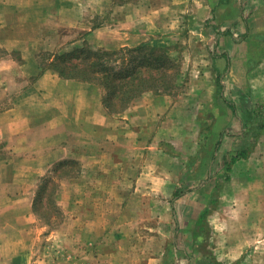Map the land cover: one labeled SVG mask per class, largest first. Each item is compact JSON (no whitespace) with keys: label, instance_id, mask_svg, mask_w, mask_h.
<instances>
[{"label":"rangeland","instance_id":"obj_1","mask_svg":"<svg viewBox=\"0 0 264 264\" xmlns=\"http://www.w3.org/2000/svg\"><path fill=\"white\" fill-rule=\"evenodd\" d=\"M41 4L49 6L53 12L50 27L45 32L42 31V36L49 39L50 50L38 54L37 60L41 69L52 63L55 55L71 52L69 54L72 58L80 56V53L72 51L83 48L86 43L93 52H112L132 47L135 49L142 45L152 47L156 49L152 51L154 53H135L134 55L143 58L133 65L137 68L141 66L139 69L143 75L150 74L153 71L146 66L149 67L151 62L154 64L156 61H151V58L161 59L163 65L159 69L169 86L165 84L167 86L164 87L163 83H159L161 86L156 92L169 93L174 108L168 113L163 110L157 113L156 105L151 104L153 109L149 115H145L142 107L138 108L137 120L142 119L148 123L147 129L140 133V137L135 131V134L130 133L128 137L118 141L116 147L107 146L100 161L94 158L99 154L97 139L111 140L114 136L112 131L103 126L94 129L89 124L90 120L89 123L84 120L87 128L73 132V147L81 145V135L90 137L86 152L92 153L89 154L92 160L87 163L88 169L115 170L121 173L120 176L116 174L117 176L110 178L90 176L87 181L84 179L83 182H76L72 186L74 202L79 200L83 205L81 211L77 212L78 223L73 227L65 225L70 214L66 203L71 188L66 189V192L64 188V192L59 194V197L57 195L59 186L78 178L81 171L79 162L74 159L61 160L49 166L47 172L36 174L35 168L41 164L22 160L38 151L58 148L68 132L64 128L51 132L26 130L17 147L18 159L11 163L13 170L0 169V264H67L68 259L66 260L60 252L75 246L72 244L81 245L78 239L82 234H94L97 230L101 232L104 224L109 223L111 217L115 216L112 204L120 199L134 204L125 210V214L134 218L135 222L138 221V224L133 226L137 235V242L134 243L136 250L139 247L147 248V253L151 251L156 254L157 248H161L160 253L167 252V256H164L167 260L164 262V257L162 259L164 264H187V261L188 264H193L195 259L183 257L184 253H189L187 249L192 253L190 245L185 241L179 242L180 247L185 246V249H181L176 241L180 233L179 226L174 220L171 221L173 215L164 206L163 194L168 196L169 191L178 186L176 189L181 196L184 195L185 203L206 202L208 197L210 200L214 199L216 193L213 191L210 195L208 188L205 192H196L201 184L208 179L215 185L221 184L225 177H229L231 171H249L253 178L246 182V179L241 177L242 174H238V179L235 180L238 184L225 194L224 201L227 206L233 203L242 207L248 203L249 194L261 193L259 183L264 176V136L255 148L259 136H255L251 128L258 123V115H262L264 105V101L257 97L259 93L264 92V87H260L264 81V72L259 67L264 58V28L252 27L253 32L245 39L241 38L242 34L231 31L228 42L220 46L222 42L218 40L217 45H214L208 34L196 32V25L192 27L188 21L178 18L179 13L183 12L177 7H170L167 0H41ZM130 13L134 15L129 16ZM15 15L18 17H9V25H18L13 21L22 22V13L17 11ZM209 21L203 23L202 32L210 24ZM208 46L210 49H206ZM162 47L167 48L168 53ZM225 52L231 58L230 73L225 70L223 60L216 61ZM6 53L0 50V56ZM11 55L14 58L22 57L20 53L15 52ZM74 61L77 62L75 59ZM216 67L217 72L214 71ZM218 78L224 84L222 90L217 84ZM162 86L164 88H161ZM98 91L102 99L103 91L100 86ZM137 100L134 99V103ZM11 104L12 100L0 104V110ZM47 117L41 116L40 123H46ZM59 122L58 118L57 124ZM125 122L126 119L122 116L118 125L125 126ZM156 125L158 127L155 130ZM47 135L53 138L51 145L43 143ZM116 138L117 136H114V139ZM219 140L221 142L218 145ZM160 143L165 146H160ZM252 144V149L255 148L252 150L253 154H249V158H238L237 164H231L228 171V165L235 152L241 148L247 149ZM160 150H163V153ZM168 154H175L177 157ZM58 164L61 168L57 174H52ZM144 166L156 175L169 174L174 179L177 178V182L160 190L161 179L147 176L143 178L144 183L151 184L149 181L153 180L154 188L141 189L140 184L136 182L135 173L138 174ZM22 169L28 171V175L26 172L22 173ZM70 173L74 175L69 177ZM48 175L52 178L50 185L43 191L45 200L38 210L44 217L39 218L33 211V202L37 199L36 191L39 185ZM182 175H185L184 180ZM56 185L58 188L54 193ZM88 185L97 189L106 188V191H84ZM25 188H29L33 194L30 211L28 208H17L15 203L10 204L13 198L8 199L4 194L6 191L12 194ZM102 202L106 204L101 205ZM24 207L26 208V205ZM149 207L152 209L150 213ZM55 209L56 213L51 218ZM111 213L113 215L109 216ZM26 214L31 215V221L23 220ZM238 217H241L240 210L234 215V218ZM142 219H147L146 222L150 225L145 228L139 221ZM107 229L111 232L113 226L110 225ZM150 236L153 238L152 246L148 247V244L140 242L141 238ZM180 236L188 237L181 234ZM65 237H72L74 240L71 242ZM158 237L172 238L157 242L155 238ZM243 237L241 234L240 238ZM198 243L196 242V246ZM197 249L202 251L205 256L202 261H205L208 256L204 252V246L200 244ZM21 251H26L28 257H19Z\"/></svg>","mask_w":264,"mask_h":264},{"label":"crops","instance_id":"obj_2","mask_svg":"<svg viewBox=\"0 0 264 264\" xmlns=\"http://www.w3.org/2000/svg\"><path fill=\"white\" fill-rule=\"evenodd\" d=\"M167 1L170 7H177L179 11L183 12L179 13L178 18L188 21L189 25H193L192 27L196 25L198 28L196 32L208 34L214 45H217L218 40L222 42L220 46L223 43L226 44L228 37L232 33L231 31L242 34L241 38L245 39L253 32L252 27L262 26L264 28V0ZM17 11L22 13V22L19 20L13 21L18 23V25H9V17L13 15L18 17L15 15ZM133 15L134 13L129 14V16ZM52 16L51 8L47 5H42L41 0H0V50L7 52L5 55L0 56V104L12 100L11 106L0 110V169L4 171L13 170L14 167H12L11 163L14 159H18L17 147L24 138L26 130L51 132L58 128L66 129L68 132L67 137L64 138L58 148H50L44 152L38 151L32 154L31 157H25L22 160L40 163L41 165L35 168L34 172L36 174L47 172L49 166L61 160L74 159V161L79 162L81 171L78 178L61 187L59 186L57 195L59 197V194L64 192V188L65 192L66 189L71 188L68 203H66L67 208L70 209V214L66 219L65 225L73 227L74 224L78 223L79 215L77 212L81 211L83 205L79 200L74 202L72 186L76 182H83L84 179L87 181L90 176L110 178L117 176L116 174L118 176L121 174L115 170L92 171L88 169L87 163L92 160V153L86 152L90 137L86 134L81 135V145L73 147L71 143L73 132L87 128L86 122L90 120L91 123H88L92 125V128L107 127L108 131H112V134L117 136L116 139L113 136L108 141L106 139H97L99 154L95 155L94 158L98 159L96 161H100L99 159L105 155L107 146L116 147L118 141L128 137L130 133L131 135L135 134V131L140 137V133L147 129L148 123L142 121V119L140 121L137 120L138 114H136V110L138 108L142 107L145 115H149L153 109L151 104L156 105L157 113L159 110L168 113L174 107L172 99L168 95L169 93L144 91L136 98L138 100L135 103L134 101L131 102L124 111L117 114H109L102 104L98 86L94 83L71 78L65 79L48 67L41 69L37 60L38 54L50 50L49 39L47 36H42V31L45 32L50 27ZM206 20H210V24L202 32L203 23L205 24ZM191 30L193 31V29ZM83 46L88 47L89 45L86 43ZM223 47L226 48V46ZM207 48L210 49L209 46ZM162 49L168 53L167 48L162 47ZM13 52L20 53L22 55L21 59L14 58L11 55ZM217 60H223L225 70L228 73L231 72L232 63L228 53L225 52ZM259 67L264 72V58ZM214 71H218L217 67ZM261 86L264 87V81ZM257 97L264 101V92L259 93ZM261 113L264 117V105ZM41 116H48L46 123H40ZM122 116L126 119L125 126L118 125L119 118ZM58 118L60 119L59 124H57ZM84 120L87 121L85 122ZM106 124L108 125L104 126ZM157 127L156 125L155 130ZM263 136L264 131L260 134L255 148L259 140H263ZM52 139V136L47 135L43 143L51 145ZM160 146L163 147L165 145L160 143ZM172 149L175 151L173 147ZM160 152L163 153V150H160ZM168 155L176 156L175 154ZM237 162L238 160L232 166H235ZM21 172H26L28 175V171L25 169H22ZM238 174H242L241 177L246 179V182H250L253 178V174L249 171H231L228 180H224L218 190L215 189V184L211 179L201 184L196 192H205L208 188V192L211 195L215 191L216 196L211 199L214 200L211 203L210 197H208L206 202L202 203L196 201L185 203L183 201L184 195L173 199L178 186L172 188L168 196L163 194L164 206L173 215L171 221L174 220L175 224L179 226L180 233L176 241L179 247V242L184 241L190 245L192 253L187 249L189 253H184L183 257L195 259L193 264H202V259L205 257L202 251L197 249L200 244H202V247L204 246V252L207 256L212 257L221 264L237 262L239 264H264V176L259 183L260 194H249L248 203L242 205V207L233 203L227 206L224 201L226 198L225 194L238 184L235 182L238 179ZM147 176L148 178L161 179L160 190H163L171 183L175 184L177 182V178L174 179L169 174L156 175L153 174L151 169L149 170L147 166H144L138 174L135 173L136 182L140 184L141 189L154 188L153 180L149 181L151 184L144 183L145 180L143 178H147ZM184 177L185 175L183 180ZM88 189L90 191H98V189L106 191V188L97 189L92 185L86 186L84 191ZM118 192L121 193V191ZM4 194L8 199L13 198L10 200V204L15 203L17 208L32 210L31 199L33 194L29 188L19 189L12 194L6 191ZM124 201L125 199H120L112 204L114 205L113 214L115 216L112 213L109 215H113L111 221L104 224L101 232L97 230L94 234H82L78 239L81 241V245L72 244L75 246L60 252V254H64L66 260L68 259L67 264H164L162 259L165 255L167 256V252L160 253L161 248H157L156 254L151 251L147 253V248L141 249L139 247L137 248L138 251L135 249L134 243L137 242V235L133 226L138 224V221L135 222L134 218L125 214V210L133 207L134 204ZM100 204L106 203L102 202ZM146 210L147 206L145 205V214ZM151 210L149 207V213ZM238 210L241 211V217L234 218ZM206 211L207 213L202 218ZM23 220L31 221L32 217L30 214L28 216L26 214ZM146 220H139L145 228L150 225ZM110 225L113 226V229L108 232L107 228ZM180 234L188 237H181ZM241 234L244 236L243 238H240ZM170 238L158 237L155 240L164 242L165 240H170ZM65 239L68 241L70 239L71 242L74 240L72 237L68 239L65 237ZM152 241V236L140 239V242L148 244V247L152 246ZM196 242H199L198 246H196ZM181 246V249H185L184 245ZM21 252L19 257L22 259L28 257L26 251ZM153 258L156 259L154 260ZM166 260L167 258L164 257V262ZM188 263L189 261H187ZM38 264L42 263L39 262ZM48 264H51V262Z\"/></svg>","mask_w":264,"mask_h":264},{"label":"trees","instance_id":"obj_3","mask_svg":"<svg viewBox=\"0 0 264 264\" xmlns=\"http://www.w3.org/2000/svg\"><path fill=\"white\" fill-rule=\"evenodd\" d=\"M141 51L144 53H154L152 51H156V49L152 47L142 46L135 49L127 48L112 52H93L89 49V47L83 46V48L81 49H74L72 51V53H80V56L72 58L73 56H70L71 54H69L71 52L55 55L54 61L50 64H47L46 67L53 69L63 78L79 79L82 81L97 84L103 91L102 104L104 108L109 114H117L124 111L130 105V103L134 99H136L142 92H156V90H158L157 88H159L162 83L164 84V87H166L167 85L169 86V84L164 81L163 73L159 69L161 68L160 66L163 65L159 57L151 58V61L154 59L156 60L154 63L155 66L153 62H151L152 64L150 63L151 65L149 67L146 66V68L152 70L153 73H146L143 75L140 71L141 69H139V67L141 66H139L138 68L134 67L133 64L137 63V60L143 58V56L138 57L134 54ZM163 56L166 57L165 55ZM74 59L77 60V62H75ZM171 82L173 83V81ZM159 83L161 84L158 85ZM217 84L222 90L223 84L219 80V78L217 79ZM163 86L161 88H164ZM229 106L232 108L233 112H235L233 106H231L230 104ZM251 129L253 130L255 136H260V134L264 131V117L262 115H258V123L252 125ZM220 142L221 141L219 140L218 145L220 144ZM253 146L254 145L252 144L247 149L241 148L239 151H236L235 156L230 160L227 170H230V165L234 164L238 158H247L252 152ZM60 168L61 167H59V164L56 165L54 167V170L52 171V174H57V171ZM73 175L72 173L68 174L69 177H72ZM49 176L50 175L46 176L45 179L42 180L36 191L37 199L33 202V211L39 218L44 217L42 216V214H39L38 210L45 200V198L43 197V195L45 196L43 191L50 185V180L52 177ZM224 180H228V177H225ZM220 186V184H216L215 189H220ZM57 188L58 186L56 185V187L54 188V193H56ZM181 195L182 194L179 192V190H176L173 195V199H176ZM211 202H214V200H210V203ZM55 213L56 209L51 214V218L54 217ZM205 213H207V211L204 212L202 218L205 216ZM205 261H207V264H221L215 261L210 256H208ZM205 261H202V264H206L204 263ZM233 264L239 263L237 262Z\"/></svg>","mask_w":264,"mask_h":264}]
</instances>
